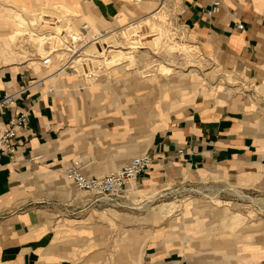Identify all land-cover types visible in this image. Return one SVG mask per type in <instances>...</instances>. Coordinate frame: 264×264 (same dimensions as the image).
Wrapping results in <instances>:
<instances>
[{"label":"crops","instance_id":"obj_1","mask_svg":"<svg viewBox=\"0 0 264 264\" xmlns=\"http://www.w3.org/2000/svg\"><path fill=\"white\" fill-rule=\"evenodd\" d=\"M170 1L190 42L197 39L221 74L248 92L264 88V0ZM128 2L0 0V34L15 32L6 9L65 6L99 30L127 24ZM10 56L0 43V96L17 95L0 123L23 111L28 125L15 155L0 160V264H264L263 221L250 222L203 196L152 208L179 185L264 190V113L256 103L223 83H189L188 73L143 74L145 53L136 72L117 66L105 73L108 80L89 86L37 61L21 65L12 56L7 62ZM141 155L152 163L124 197L127 204V197L141 199L143 205L131 203L139 207L151 204L148 211L96 203L64 176L68 168L108 175ZM135 225L147 226L137 233L130 229Z\"/></svg>","mask_w":264,"mask_h":264},{"label":"built area","instance_id":"obj_2","mask_svg":"<svg viewBox=\"0 0 264 264\" xmlns=\"http://www.w3.org/2000/svg\"><path fill=\"white\" fill-rule=\"evenodd\" d=\"M79 18V15L73 13L59 15L54 19H45L40 26H34L32 35L35 38H45L49 42V49L44 55L27 52L22 63L35 59L45 70L55 68L53 75L56 76L77 75L89 82L100 79L104 72L102 63L108 60L109 51L113 48L104 47L100 56L91 54L89 52L91 48H102L106 31H95L84 21L77 24ZM236 28L242 30L243 25L238 24ZM22 38L23 42L29 41L27 35ZM16 98V94L0 96V113L5 109L13 108ZM27 117L26 112L20 111L7 123H0V160L15 155L16 139L26 129ZM151 163L149 155H141L133 157L122 169L108 175L86 177L76 169L68 168L64 176L78 192L92 197L94 202L113 204L121 208L127 204L124 197L127 185L131 180L145 173Z\"/></svg>","mask_w":264,"mask_h":264},{"label":"rangeland","instance_id":"obj_3","mask_svg":"<svg viewBox=\"0 0 264 264\" xmlns=\"http://www.w3.org/2000/svg\"><path fill=\"white\" fill-rule=\"evenodd\" d=\"M128 1L129 0H127V2ZM170 2H171L170 0H167V3L165 5L166 10H164L165 19L168 22L167 27H166L167 34H169L167 35V37L164 38V41L175 44L176 50H173V52L175 53L171 55L170 53L165 54V52H162V50L152 51L146 45H141L139 49L132 51V53L130 54H127L128 52H131V51L129 49L130 47L127 45V42L125 41V42H122L120 45L123 48L122 53L126 55L125 59L127 61L123 62V60H120L116 62L118 64V68H132L134 69V71L132 72H136V70L140 68L139 64L141 63V60H139L138 56L141 55L142 53H145L148 56L146 63L150 62L151 64H157L160 62L166 67L168 66L169 68H171L172 74H175L176 72L182 74V73H190L193 71H197L200 74V76L204 79L205 84L215 86L217 84L223 83L225 85L224 88L231 89L233 92H237L238 94H242V95L244 94L248 101L256 103L258 110L264 113V88L261 90L260 88L252 87L251 91L248 92V89L250 88L247 85L240 83L237 79L233 78L228 73L221 74L220 72L221 70L217 66V61H215L212 58L207 60L208 56L204 54L201 46L197 43V39L193 38L192 41L190 42V39L187 36L189 35L187 34L188 33L187 29L184 28L183 26H180V23L177 20V13H178L177 7L173 6L174 9H172L170 7L171 5ZM129 4L136 8V6L133 3H129ZM153 5L154 7H157V3H154ZM41 9L34 10L33 13L39 12L43 16L44 13L42 12ZM14 10L21 11V12L27 11L26 9L19 8V7H15ZM64 10L70 13V10L66 9L65 7H64ZM139 10L141 12L139 16H147V17L152 16L156 12L155 11L154 13H148L151 11H145L142 8H139ZM6 12L9 16L14 13L12 11H6ZM133 19L134 17H131L128 23L132 22ZM81 22H83V17L80 15V18H79V21H77V24ZM12 25L14 24L13 23L11 24V27H10L11 31H13ZM98 27H99V30L106 31L107 27H110V26H106V27L98 26ZM175 28L184 29L185 33L184 32L177 33L175 32ZM146 33L147 31H142V32H139V35H143L142 38H144V34ZM173 33L175 34L172 35ZM140 42L144 44L145 42H147V39L146 38L140 39ZM1 43L4 46V48L5 46L8 48L9 52L8 51L7 52L10 53L11 48L9 47L11 46L9 45L8 47V40L4 39L3 41H1ZM21 44L24 46L27 52L36 53L34 49V43L32 41L30 40L28 42L22 41ZM183 48L190 50L189 57L187 55H183L182 53L181 55H179L180 51H182ZM22 61H24V59H22ZM152 61H155V62L152 63ZM27 63L28 62H26L25 64L21 63V65H26ZM125 65L126 67H124ZM155 68L156 67H151L143 71L142 73L143 74L154 73ZM105 71H106V68L104 67V72ZM216 189L218 190L216 191ZM233 190L242 193L245 197H247V200H242L241 198H238L237 196H235L233 194ZM79 194L83 195L82 193H79ZM162 194H164L163 197L160 196L161 197V198L159 197L160 199L158 198L152 203V208H155V207H158L164 204L165 205L173 204L175 206H178V205H181V203L191 200V199H196V200L201 201L203 197L207 195L210 197V199H219V201L221 202L219 204L220 207H232V209L235 212L243 214L250 222H253V223L259 222V221L264 222V203H263L264 202V190L261 188H253V189H249L246 191H240L236 188L229 187V186L223 187V185H220V184L200 183V184H191L187 186L186 185L175 186V187L170 188V190L163 192ZM127 195L128 194H126V196ZM127 198L129 199V202H130L127 204V206L130 205L129 207H132L131 203L140 204L142 202L141 199H136L135 197L134 198L127 197ZM141 205H143V203H141ZM148 205L150 206L151 204H148ZM140 211H144V210H140ZM120 212H124L126 214H129L131 216H136V217H143L145 215V212H133V211H120ZM135 226L130 227V229L137 232L139 228L140 233H141L142 231L144 232L143 229L147 225H139V226L135 225ZM109 256H110V253H109ZM128 262L129 261H126V260L124 261V263H128Z\"/></svg>","mask_w":264,"mask_h":264},{"label":"bare ground","instance_id":"obj_4","mask_svg":"<svg viewBox=\"0 0 264 264\" xmlns=\"http://www.w3.org/2000/svg\"><path fill=\"white\" fill-rule=\"evenodd\" d=\"M131 1H132V3H138L139 2L138 4H135V6H137L136 8L132 7L131 16H130V17H134L132 22L124 24V25L117 27V28L107 29L106 30V36L104 37V39L102 41V44H103L102 48L99 49L98 47H93L89 50V52L91 54H93L95 56H100L102 53L101 50L104 47H112L113 48V49H111V51H109L110 56H109L108 60L104 61L102 63L103 67L106 68V71L103 72L102 78L104 77L106 80L109 79L110 74H109V76H107L108 74L105 75V73L108 72L110 69L117 67L118 64L116 62H118L120 60H123V62L127 61L125 59L126 55L122 53L123 48L120 45L122 42L126 41L127 45L130 47L129 49L131 52H128L127 54H130V53H132V51L139 49L141 45H146L152 51L162 50V52H165V54L170 53L171 55L173 53H175V52H173V50H176L175 44L168 43V42L164 41V38L167 37V35H169V34H167V29H166L168 22L165 19V13H164V10H166L165 5L167 3V0H136L135 2H134V0H131ZM140 3H141V5H140ZM154 3H157V7H154V5H153ZM64 7L65 6L55 7V6L46 5V7H43L41 9L42 12L44 13L43 16L41 14L39 15V14L31 13V12H18V11L14 12L12 14V20H13V23L15 26V32L12 35H11V33L0 34V43L4 39L8 40V47H9V45L11 46V47H9V48H11L10 54L17 61L22 62V59L25 56V54L27 53V51L24 48H22L21 42L23 39L22 37L27 35L28 40L32 41L35 44L34 45L35 52H37L39 54H43V55L46 54L48 49H49V42L45 38H43V39L35 38L32 35V29L34 26H40V24H42V22L45 19H54L59 15H68V14L72 13V12H70V13L66 12L64 10ZM65 8L69 9L68 7H65ZM139 8H142L145 11H151L148 13H154L155 11L156 12L152 16H149V17L139 16L141 13ZM6 11H9V10L6 9ZM73 14H75V13H73ZM10 27H11V24H10ZM95 31H99V30H95ZM142 31H147V33L144 34V38L147 39V42H145L144 44L142 42H140V39H144V38H142L143 35H139V32H142ZM11 32H13V31H11ZM175 32L182 33V32H184V29H176L175 28ZM174 34L175 33H173L172 35H174ZM5 50H6V52L7 51L9 52V50L6 46H5ZM189 51L190 50L183 48V50L180 51L179 55H181V53H182L183 55H187L189 57L190 56ZM12 56H10V59L7 60V62L15 61V59H13ZM129 58H131V57H129ZM34 61L39 62L38 60H35V59H29L28 62H34ZM153 62H155V61H152V63ZM150 64H151L150 62L146 63L144 66V69L147 70L151 67H156L154 70L155 74L160 76L161 78H166V77H169L170 75H172V69L169 68L168 66L166 67L165 65L161 64L160 62L157 64H151V65ZM75 76H77V75H75ZM184 77H186L185 79L188 80L189 83L200 84V85L204 84V81L202 80V78L195 71L190 72L188 74H185ZM98 80L97 81H90V82L85 81V80L84 81H85L86 85H88V84L89 85H95L98 82ZM132 181H134V180H131L129 182V184L127 185V187H129V185L131 184ZM217 190L218 189H216V191ZM125 191H126V189H125ZM211 192H212V190H211ZM233 194L235 196H237L238 198H241L242 200H247V197H245L240 192L233 190ZM205 197L210 198L207 195ZM131 206L134 208H137L139 210H144V211L149 210V207H150L147 203L145 206H142V207L136 206L134 204H132Z\"/></svg>","mask_w":264,"mask_h":264}]
</instances>
